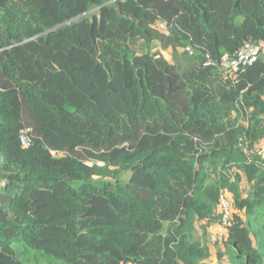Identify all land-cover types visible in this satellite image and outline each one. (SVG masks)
<instances>
[{"label": "trees", "instance_id": "16d2710c", "mask_svg": "<svg viewBox=\"0 0 264 264\" xmlns=\"http://www.w3.org/2000/svg\"><path fill=\"white\" fill-rule=\"evenodd\" d=\"M261 45L264 0H0V264H264Z\"/></svg>", "mask_w": 264, "mask_h": 264}, {"label": "built area", "instance_id": "2783aa9c", "mask_svg": "<svg viewBox=\"0 0 264 264\" xmlns=\"http://www.w3.org/2000/svg\"><path fill=\"white\" fill-rule=\"evenodd\" d=\"M259 56H264V45L260 47L246 46L241 52L238 53L236 58L229 59L223 57L221 61V70L225 75H232L236 73L240 67H244L256 61ZM23 145H28L24 137H21ZM259 154L264 160V144L261 146ZM219 211L221 214V220L219 226L211 232L210 241L215 243L219 238L224 235V230L230 225V219L232 214V203L226 199L222 194L219 197Z\"/></svg>", "mask_w": 264, "mask_h": 264}, {"label": "rangeland", "instance_id": "374dc122", "mask_svg": "<svg viewBox=\"0 0 264 264\" xmlns=\"http://www.w3.org/2000/svg\"><path fill=\"white\" fill-rule=\"evenodd\" d=\"M166 55V54H165ZM168 55V54H167ZM126 177H128V174L127 175H125L124 176V178H126ZM226 199H228L229 201H230V203H231V200H230V196L229 195H223ZM218 213H219V215H220V217H221V214H220V211L218 210ZM220 220H221V218H220ZM219 225H217L216 227H215V229L218 227ZM214 229V230H215ZM213 230V231H214ZM258 242H259V240L258 239H254V244L257 246L258 245ZM33 253V252H32ZM31 253V254H32ZM32 255H36V253H33ZM38 255V254H37ZM39 256V255H38ZM38 256H36L37 258H39V260H40V257H38ZM226 257H224V259H223V261H221V262H226ZM24 262V261H23ZM25 264H28V261H26L25 260V262H24ZM30 264H32V263H30ZM38 264H59V263H57V262H55L54 260H52L51 258H47V257H45V258H41V261H39V263ZM205 264H220V262L219 261H217L216 259H215V257L214 258H212L211 260H209V261H207Z\"/></svg>", "mask_w": 264, "mask_h": 264}, {"label": "water", "instance_id": "95a60500", "mask_svg": "<svg viewBox=\"0 0 264 264\" xmlns=\"http://www.w3.org/2000/svg\"><path fill=\"white\" fill-rule=\"evenodd\" d=\"M52 30H54V29H52ZM52 30H50V31H52ZM50 31H48V32H50ZM48 32H46V33H48Z\"/></svg>", "mask_w": 264, "mask_h": 264}, {"label": "crops", "instance_id": "0c3cea01", "mask_svg": "<svg viewBox=\"0 0 264 264\" xmlns=\"http://www.w3.org/2000/svg\"><path fill=\"white\" fill-rule=\"evenodd\" d=\"M214 229H215V228H214ZM214 229H213V230H214ZM213 230H212V231H213Z\"/></svg>", "mask_w": 264, "mask_h": 264}]
</instances>
